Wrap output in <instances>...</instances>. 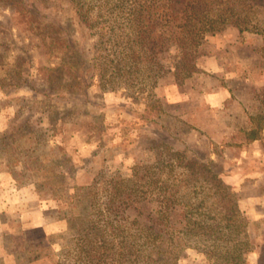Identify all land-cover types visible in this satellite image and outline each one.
I'll return each mask as SVG.
<instances>
[{
	"label": "rangeland",
	"instance_id": "obj_1",
	"mask_svg": "<svg viewBox=\"0 0 264 264\" xmlns=\"http://www.w3.org/2000/svg\"><path fill=\"white\" fill-rule=\"evenodd\" d=\"M165 1L0 0V230L13 232L0 247L16 263L135 264L105 234L106 246L84 256L73 229L105 209L109 182L126 190L157 172V160L178 157L212 162L233 188L253 244L245 264H264V130L258 142L245 135L264 111V0ZM221 14L249 31L203 28ZM140 30L146 45L135 41ZM128 37L139 57L130 70ZM64 58L74 67L53 72ZM156 200L124 215L150 225ZM126 228L122 236L138 230ZM172 264L210 263L182 245Z\"/></svg>",
	"mask_w": 264,
	"mask_h": 264
},
{
	"label": "trees",
	"instance_id": "obj_2",
	"mask_svg": "<svg viewBox=\"0 0 264 264\" xmlns=\"http://www.w3.org/2000/svg\"><path fill=\"white\" fill-rule=\"evenodd\" d=\"M15 1L10 0L11 5H14ZM168 2L169 0H166L163 5L168 6ZM129 15L131 16L129 22H134L138 26H142L145 21L133 12ZM239 21L240 18L237 22L231 15L221 14L213 21H206L207 27L203 28L206 31H214L218 29L217 25H230L235 26L240 33L249 31V28L240 26L245 20L240 23ZM186 32H191L189 27ZM143 33L141 30L138 31L137 40L135 39L141 46L148 43V38ZM52 40L57 41L58 38L52 36ZM127 43L128 47L125 48L122 60H124L123 69L130 70L137 67L139 57L137 58L135 52L131 53L129 37ZM67 60L64 58L61 67L55 68L53 72H64V68L71 64ZM148 61L149 58H145L143 64ZM145 65L142 66L146 67ZM139 69L136 68L137 72H140ZM67 73L68 76L71 74L69 71ZM111 75L117 76V73L112 72ZM57 77L59 76L52 77L54 82H58ZM69 83L71 82L66 81V84L62 85L71 87ZM250 120L253 121L254 126L245 132L246 140L259 141L264 130V111ZM175 162L179 165L178 169L172 168ZM165 165L163 159L157 160L155 167L157 172L151 173L146 170L144 182L126 190H122L117 182H109L111 185L107 193L109 201L105 204V209L102 212L93 211L95 215L89 216L92 224H85L82 227L79 225L74 228L75 230L73 229L79 233L77 238L82 239L81 251L84 256L88 257L98 247H105L106 240L103 237L110 235L121 238L120 258H128L135 264H172L175 250L182 245L203 254L210 264H245L247 255L253 251L248 233L249 221L239 210L235 191L224 182L220 173L214 171L211 167L212 162L204 165L195 160H180L175 157L172 162H167ZM164 167L168 169L165 170ZM138 171L139 169L131 177L137 176ZM87 195H90V192H87ZM152 197L157 199L154 223L140 224L136 218L129 221L124 215L125 210L138 200L152 199ZM94 208V204L89 201V209ZM173 216L176 219H173ZM67 223L70 226L71 222ZM134 224L138 228L136 234L122 236L123 231L125 234L126 230L128 231L127 225ZM153 224H156V228ZM129 239L131 243L128 242Z\"/></svg>",
	"mask_w": 264,
	"mask_h": 264
},
{
	"label": "crops",
	"instance_id": "obj_3",
	"mask_svg": "<svg viewBox=\"0 0 264 264\" xmlns=\"http://www.w3.org/2000/svg\"><path fill=\"white\" fill-rule=\"evenodd\" d=\"M254 142H258V141H254ZM56 225H58V223L44 226L43 227V231L47 235H51V234L55 233L54 231H56V230L54 228L56 227ZM0 236L1 237L9 236V238H12L13 237V232L10 231V230L7 231L5 228L2 227V230H0ZM16 256H17L16 252L15 251H9L7 246L3 245V246L0 247V264H7V263L11 264V261L13 262L12 264H18L15 261L16 259H18V257H16ZM6 260H11V261L6 262ZM29 264H31V263H29Z\"/></svg>",
	"mask_w": 264,
	"mask_h": 264
}]
</instances>
